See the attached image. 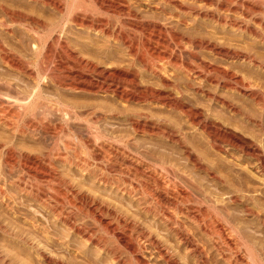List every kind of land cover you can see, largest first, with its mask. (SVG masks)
I'll use <instances>...</instances> for the list:
<instances>
[{
  "label": "bare ground",
  "instance_id": "6f19581e",
  "mask_svg": "<svg viewBox=\"0 0 264 264\" xmlns=\"http://www.w3.org/2000/svg\"><path fill=\"white\" fill-rule=\"evenodd\" d=\"M260 237L264 0H0V244L264 264Z\"/></svg>",
  "mask_w": 264,
  "mask_h": 264
},
{
  "label": "rangeland",
  "instance_id": "374dc122",
  "mask_svg": "<svg viewBox=\"0 0 264 264\" xmlns=\"http://www.w3.org/2000/svg\"><path fill=\"white\" fill-rule=\"evenodd\" d=\"M214 189H215V188H214ZM214 189H213V190H214ZM34 211H35V210H34ZM35 212H37V213H36L37 215H39V216L41 215L40 213H38V211H35ZM239 215L241 216V214H239ZM41 217H42V216H41ZM135 218H136V217H135ZM43 219H46V218L44 217ZM136 219H138V216H137ZM147 221H148V222H147ZM150 222H151V221H150L149 219L145 221V224H146V226H147V229H151V228H152L151 230H153L154 233H158V234L161 233L160 235H163V236L165 235V231H163L162 229H161V231H160V229L158 228V226H157L156 224H153L152 222H151V223H150ZM246 222H247L248 224H244L243 229L246 230V233H249V229H250L249 227H251V225H250L251 222H249V220H247ZM244 223H245V221H244ZM147 224H148V225H147ZM154 225H155V227H153ZM245 226L248 227V228H246ZM156 227H157L159 230L156 229ZM247 229H248V231H247ZM157 231H158V232H157ZM244 232H245V231H244ZM250 232H253V231H251V229H250ZM163 236H161V237H163ZM256 236H261V235H260V234H256ZM260 238H261V237H260ZM263 239H264V238H263ZM263 239L261 238V240H263ZM6 241H7V242H6ZM9 241H11V240H4V241H2L3 244L1 243V244H0V247H2V246H4V245H5L6 247L4 246V247H3L2 249H0V250L3 252V250L6 248L7 250H6V249L4 250V254H6V253L8 252L6 255H9V256L11 255V253H12L11 256L19 255V258H18V256H17V260L19 259L18 262L16 261V262H14V263H16V264H17V263H18V264H25V263H26V264H39V263H37V261H35V260H36V259H35V255H34L33 251H31V250H28V251H27V250H25V249H22V251L17 252L18 254H16V253L13 252L12 250L9 251L8 249H10V248H8V247H11V246L9 245L11 242H9ZM263 241H264V240H263ZM169 242H170V244H169ZM167 243H168L169 245H172V246H173V244H174V243H173V240L170 241V239H169L168 237H167ZM6 244H8L9 246L6 245ZM11 249H12V248H11ZM83 249H84V248H83ZM51 250H52V249H51ZM23 251H24V252H23ZM53 251H54V252H53ZM58 251H59V252H58ZM60 251H61V250H58V249H57V251H56V250H52V253H53L52 255H54V256H56V257H60V256H61L60 258H58L59 260H60V259L64 260V259H66V256H67V261H66V260H64V261H65V262H68V261L70 262L71 257L68 256V255H66V253H64V252L62 253V251H61V252H60ZM85 251H87V249H85ZM9 252H11V253H9ZM22 252H23V253H22ZM20 253H22V254H20ZM32 253H33V254H32ZM54 253H55V254H54ZM56 253H57V254H56ZM91 253L94 254V255H96V254L93 253V252H91ZM13 254H15V255H13ZM61 254H62V255H61ZM25 255H26V256H25ZM63 255H65V256L63 257ZM94 255H93V256H94ZM181 255H182V254H180V259H181V258L183 259L184 256H183V255L181 256ZM20 256H21V258H20ZM22 256H23L24 259L22 258ZM28 256H29V257H28ZM95 257H97V256H95ZM95 257H92V258H95ZM25 258H26V260H25ZM69 258H70V259H69ZM34 259H35V260H34ZM182 259H181V260H182ZM216 259H217V258H213V257H212L213 264H218V262L216 261ZM71 260H72V261H71L70 263L68 262V264L75 263V262H76L75 264H77V263L80 262L78 259H76L74 262H73V259H71ZM184 260H186V261H184ZM184 260H182V261H184V262L186 263V262H187V259L185 258ZM154 261H155V260H154ZM154 261L152 262L153 264L156 263V261H155V262H154ZM19 262H20V263H19ZM22 262H23V263H22ZM215 262H216V263H215ZM2 263H3V262H1L0 264H2ZM14 263H9V262L7 263V262H4L3 264H14ZM156 264H157V263H156Z\"/></svg>",
  "mask_w": 264,
  "mask_h": 264
}]
</instances>
